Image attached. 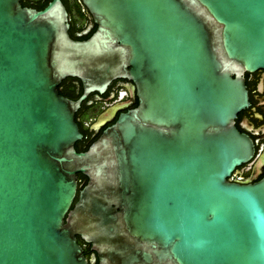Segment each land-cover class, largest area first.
Segmentation results:
<instances>
[{
	"label": "water",
	"instance_id": "95a60500",
	"mask_svg": "<svg viewBox=\"0 0 264 264\" xmlns=\"http://www.w3.org/2000/svg\"><path fill=\"white\" fill-rule=\"evenodd\" d=\"M81 2L97 27L74 39L63 0H0V264H264V175L230 179L256 154L236 118L264 0ZM115 79L136 102L77 150L76 112Z\"/></svg>",
	"mask_w": 264,
	"mask_h": 264
},
{
	"label": "flooded vegetation",
	"instance_id": "af4514ba",
	"mask_svg": "<svg viewBox=\"0 0 264 264\" xmlns=\"http://www.w3.org/2000/svg\"><path fill=\"white\" fill-rule=\"evenodd\" d=\"M66 1L72 7L73 13V7L77 9L78 0ZM68 12L71 28L74 18L71 16L69 10ZM82 20L81 23H86L87 25L85 32L90 30L93 23H95L90 12L88 17L86 19L82 17ZM245 77L250 105L238 113L236 125L239 130L248 133L253 139L256 154L251 162L237 167L232 173L230 179L239 183L253 182L264 171V164L260 168H257L258 161L264 159V69H258L252 73L247 72ZM134 93L132 81L128 79H115L111 82L105 93L93 95L89 100V106L78 114L76 113L79 127L83 125L82 127L98 132L104 124L114 119L118 109L124 110L126 106H132L136 102V94ZM257 134H263V136H254ZM77 238L85 251L90 243L84 241L79 235ZM85 255L89 264L96 263V255L93 249L86 250Z\"/></svg>",
	"mask_w": 264,
	"mask_h": 264
},
{
	"label": "trees",
	"instance_id": "16d2710c",
	"mask_svg": "<svg viewBox=\"0 0 264 264\" xmlns=\"http://www.w3.org/2000/svg\"><path fill=\"white\" fill-rule=\"evenodd\" d=\"M48 1H51V0H21L22 5L34 7L38 10L43 9V7L47 5ZM63 2L68 8V10L70 11L71 16L74 17L72 13V7L67 4L66 0H63ZM76 7L79 13V16L86 19L88 17L89 12L80 0H78ZM74 8L75 7H73V10ZM71 24L72 25H71V28L69 29V33L71 37L74 39H83V38L88 37L89 34H91V32L94 30V28L97 27V25L93 23L92 28L88 30L87 32H85L87 28L86 23H81L73 19ZM58 89L61 94L75 98L80 93V90H81L80 79L76 77H67L64 80H62V82L58 86ZM96 94L97 92L91 93L87 97V99L83 101L81 108L76 113L78 114L79 112L85 110L89 106V100L91 99V97ZM80 126H81L80 131L83 133V138L76 142L75 147L77 150L85 148L87 146V143L99 132V131L95 132L93 130H89L88 128L82 127L83 125H80ZM261 175H264V171ZM85 179H86L85 175H83L82 173L78 174V187H80L81 184L85 182ZM77 195H78V192H77Z\"/></svg>",
	"mask_w": 264,
	"mask_h": 264
},
{
	"label": "rangeland",
	"instance_id": "374dc122",
	"mask_svg": "<svg viewBox=\"0 0 264 264\" xmlns=\"http://www.w3.org/2000/svg\"><path fill=\"white\" fill-rule=\"evenodd\" d=\"M73 18L75 19V20H77V21H79V22H82L83 20H82V17L81 16H79V13H78V11H77V9L76 8H74V10H73Z\"/></svg>",
	"mask_w": 264,
	"mask_h": 264
}]
</instances>
